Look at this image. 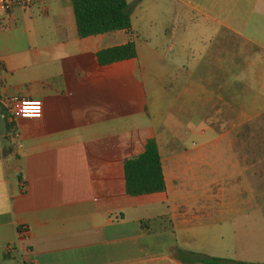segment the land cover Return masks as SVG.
Here are the masks:
<instances>
[{
	"label": "crops",
	"instance_id": "0c3cea01",
	"mask_svg": "<svg viewBox=\"0 0 264 264\" xmlns=\"http://www.w3.org/2000/svg\"><path fill=\"white\" fill-rule=\"evenodd\" d=\"M126 1L132 33L84 39L71 0L0 15V264L25 251L33 264H185L178 249L264 264V96L249 87L264 74V0ZM130 41L135 59L99 64ZM13 97L42 109L14 118ZM149 139L166 191L129 197L123 163Z\"/></svg>",
	"mask_w": 264,
	"mask_h": 264
},
{
	"label": "trees",
	"instance_id": "16d2710c",
	"mask_svg": "<svg viewBox=\"0 0 264 264\" xmlns=\"http://www.w3.org/2000/svg\"><path fill=\"white\" fill-rule=\"evenodd\" d=\"M77 34L80 39L118 31H131V18L126 0H71ZM98 62L105 66L137 57L134 41L98 53ZM125 192L129 197L143 198L163 194L166 184L161 157L154 139L146 142L144 152L123 163ZM147 221H141L146 230ZM185 264H242L196 253L177 250Z\"/></svg>",
	"mask_w": 264,
	"mask_h": 264
},
{
	"label": "built area",
	"instance_id": "2783aa9c",
	"mask_svg": "<svg viewBox=\"0 0 264 264\" xmlns=\"http://www.w3.org/2000/svg\"><path fill=\"white\" fill-rule=\"evenodd\" d=\"M45 0H0V15H10L16 9L27 10L35 5L43 3ZM2 65L0 63V69ZM7 108L10 110L11 115L14 118H19L27 113H39L42 109V103L38 100L10 98L6 100ZM22 190L25 191V186H22ZM19 241L26 240L28 237V230L25 227H21L18 231ZM18 246L5 245L3 249L6 252H13ZM28 251L24 253L19 252L17 264H33L28 258Z\"/></svg>",
	"mask_w": 264,
	"mask_h": 264
},
{
	"label": "rangeland",
	"instance_id": "374dc122",
	"mask_svg": "<svg viewBox=\"0 0 264 264\" xmlns=\"http://www.w3.org/2000/svg\"><path fill=\"white\" fill-rule=\"evenodd\" d=\"M213 1L216 2L217 0L202 1L201 4L207 5ZM252 1L253 0H225L224 4L226 6L236 5L239 7H249L250 5L253 4ZM221 2H223V1L221 0ZM193 16H194V19H201L200 17L197 18V14H194ZM199 30L201 31V29H199ZM149 31L151 32V34L154 35V34H157V32L161 31V28L153 27V28L149 29ZM196 35H199V34L197 33ZM196 35L194 34L193 36H196ZM136 38L137 37L135 35V39ZM152 45H154V44H152ZM174 79H175V77H172L170 80L173 81ZM177 79H178V77H177ZM246 80L247 79L245 77H242L243 83H246L245 82ZM250 80L251 81H250L249 87L252 90L257 91V92L252 91V95L254 96L255 93H258L259 96H264V91L260 92V90L264 89V74H260L257 77L253 76L252 78H250ZM242 86H244V85H242ZM162 101H163L162 111L165 112V116H166V113L168 112V110L170 108V101H171L170 96L168 98L163 99ZM260 104H261V102H258V105H260ZM154 117L155 116L152 113V117H150L151 121H153ZM256 126H257L258 130L264 131V123L256 124ZM208 127H211V124H203V125H200V127H198V130L199 131H206ZM216 127L220 130H225V128H227L226 125H223V124H218V125H216ZM182 133H185V135H186V139H187L186 141H187L188 147L189 146L191 147L192 144H194V145L198 144L199 145L202 142L196 135H193L191 133V130L188 127H186V125H184L182 127ZM152 134H154V133H148V135H152ZM259 194H262V192L260 191ZM258 226L262 227L264 225H263V223L258 222ZM262 231H263V229L260 228L259 229V241L261 240V237H260L261 233L260 232H262ZM260 245H259V252L256 253V256H262V254H264V252H260V249H261Z\"/></svg>",
	"mask_w": 264,
	"mask_h": 264
}]
</instances>
